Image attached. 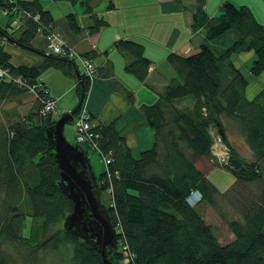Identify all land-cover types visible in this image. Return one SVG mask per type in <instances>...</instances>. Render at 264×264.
Returning a JSON list of instances; mask_svg holds the SVG:
<instances>
[{"label": "trees", "instance_id": "trees-1", "mask_svg": "<svg viewBox=\"0 0 264 264\" xmlns=\"http://www.w3.org/2000/svg\"><path fill=\"white\" fill-rule=\"evenodd\" d=\"M194 1L192 25L194 29L204 26L206 38L192 54L168 55L182 81L173 78L158 101L144 108L156 133L153 147L145 149L140 157L133 156L127 137L120 134L114 122L93 128L99 136L95 141L100 154L111 158L107 169L98 175L100 189L111 195V221L121 231L119 246L130 253L131 264H264V89L257 98L248 99V79L232 61L236 52L253 51L256 58L251 74L258 77L264 72V24L247 4L224 0L219 14L209 18L206 0ZM0 8L9 17L23 15L24 19L21 33L10 32L0 24V37L45 55L40 67L16 66L0 45V67L7 71L0 76V109L28 100L38 103L34 116H30L32 122H16L10 129L0 126V245H29L32 258L42 248H57L67 242L72 250L67 264H106L100 249L74 230L63 227L42 240L52 225L62 218L64 221L73 201L58 184L61 170L46 137V127L57 119L54 112L43 111L47 85L38 78L51 66L70 73L76 67L75 58L34 48L31 42L38 32L47 36L55 30L54 17L40 0H0ZM69 20L72 28L78 29L76 19L69 16ZM101 23L104 21L97 25ZM229 30L237 34L236 40L219 54L207 42ZM120 49L129 60L126 70L145 80L151 61L143 45L133 39L122 40ZM77 75L80 101L75 110L82 106L91 86L89 77ZM36 82L44 87H37L34 94L31 86ZM188 96L194 100L192 106H174L175 101ZM222 115L241 123L255 156L249 161L231 146L227 169L239 181L263 183L259 199L245 209L243 219L227 220L235 238L224 244L201 212L205 203L216 204L214 194L219 190L195 164L198 158L211 155L214 135L210 125L217 130L221 127L224 133L219 130L220 135L228 141ZM187 148L191 154L185 152ZM193 190L203 195L194 205L188 202ZM30 215L33 233L27 237L23 230ZM121 255L118 248L110 257L118 263ZM0 264L16 263L0 248ZM29 264H35L33 259Z\"/></svg>", "mask_w": 264, "mask_h": 264}, {"label": "crops", "instance_id": "crops-1", "mask_svg": "<svg viewBox=\"0 0 264 264\" xmlns=\"http://www.w3.org/2000/svg\"><path fill=\"white\" fill-rule=\"evenodd\" d=\"M221 1L219 0L220 3ZM40 2L54 17L55 31L60 34L61 39L80 56L91 58L97 67L98 74L91 80L83 103L93 115L92 125L98 127L114 122L120 134L127 137L133 156L140 157L145 149L153 147L156 140L155 130L148 123L144 108L158 101L173 78L182 81L176 68L170 64L168 55L172 52L181 55L192 54L205 41V27L194 29L192 25L195 1L40 0ZM205 9L210 17L218 14L216 8H211L209 0H206ZM69 16L76 19L78 29L72 28ZM5 18L0 21L1 26L7 27L10 32H22L23 15L10 17L6 15ZM97 20H103L104 23L97 25ZM236 36V33L229 30L220 38L207 43L221 54L232 45ZM129 39L141 43L145 56L151 61L149 74L145 80L140 81L134 73L126 70L129 60L120 49V42ZM31 43L36 50L51 54L44 33L38 32ZM1 44L11 55V63L14 65L31 67L43 65L45 55L26 50L0 37ZM248 53L251 57L246 64H243L245 59L242 58L247 57L242 53L233 54L232 61L248 79L246 97L254 99L253 96L256 94L248 91L249 83L261 75L255 77L251 74V63L256 56L253 51ZM250 61V65L247 66ZM74 62L76 67L72 68L70 73L51 66L42 70L38 78L47 85L50 95L57 99L58 107L54 116L75 109L80 101V94L77 92V73L84 74L83 62L79 56H76ZM243 66L246 67V73ZM193 103V98L188 96L175 101L174 106L184 109ZM185 150L191 154L190 149ZM250 152L252 155L253 151ZM200 158L195 164L197 169L202 171ZM223 172L221 169L218 179L213 176L210 179L220 191L225 190L228 183L224 180L226 174ZM201 210L203 212L204 207Z\"/></svg>", "mask_w": 264, "mask_h": 264}, {"label": "rangeland", "instance_id": "rangeland-1", "mask_svg": "<svg viewBox=\"0 0 264 264\" xmlns=\"http://www.w3.org/2000/svg\"><path fill=\"white\" fill-rule=\"evenodd\" d=\"M193 1V0H191ZM224 0L219 2V0H209V3H211V8H216L217 13L219 14V7L224 3ZM237 4H247L252 9V11L255 12L260 22L264 24V0H236ZM217 15V14H215ZM209 16V15H208ZM214 16V15H213ZM6 15L1 12L0 9V21L5 18ZM209 18H212L209 16ZM60 36V34H59ZM48 41V38H47ZM49 43V42H48ZM244 54L247 58L245 59L243 64H246L248 62V59H250L251 54L245 51L236 52ZM251 61L247 64L250 65ZM244 73H246V67L243 66ZM261 76L258 79H255V81H252L249 83V92L252 93L254 98H257V95L260 93L261 89H264V72L260 74ZM257 77V76H255ZM251 95V94H250ZM55 106H57V99ZM194 104V103H193ZM192 104V105H193ZM190 105V106H192ZM58 107V106H57ZM36 109H38V103L36 100H28L23 103H19L14 106H8L4 109H0V126H6V128L10 129L12 125H14L16 122H32V118L30 116H34V113L36 112ZM74 110V109H73ZM57 111V108H56ZM55 111V112H56ZM72 111V110H69ZM88 111L82 104V106L79 108V110H76V113L74 114L75 119L74 121H77L79 117H81V114L83 112ZM54 112V113H55ZM67 112H62L61 114H57L56 119L61 117L62 114ZM91 117L93 115L90 113ZM221 120L223 123L224 130L226 131L227 139L228 141H225L222 139L219 130H217V126L210 125V131L214 133L216 136L214 139V143L212 145L211 149V155L209 156H202L199 159V163L201 164V172L204 174V176L207 177V174L209 175L208 180L211 181L212 176L216 179L217 176L220 175V170L222 169L226 174L224 176V180L227 183V187L225 190H219L216 192L215 199L216 204L215 205H209L208 203H205L204 210L202 212V215L205 217L207 222L211 225H213L216 229V233L218 237L220 238V241L222 244L231 242L234 240V235L230 229V226H228L227 220H233L234 218L243 219L244 211L248 206H252L255 201L259 199L261 188L263 187V183L259 181H253V182H246L244 180L239 181L236 179L235 175L227 169V164L232 158V151L230 150V147L232 146L235 151H237V154L240 157H243L249 161H252L254 159V154L251 155V150L245 140L244 132L241 127V123L234 119L233 117H227L226 115L221 116ZM92 121V119H91ZM92 123V122H91ZM74 124L66 125L65 128V134L66 137L72 142V143H78V137L77 132L78 128ZM87 142V141H86ZM80 143L82 146L85 147V149L88 150V156L91 159L93 168L96 171V174L99 175L105 171L106 168V162L104 157L100 154V152L94 148L90 147L88 143ZM231 147V148H232ZM228 162H227V161ZM193 192H197L196 195H194V198L196 200L195 204L197 202H200L203 195L201 191L199 190H193ZM200 199V200H199ZM102 200L107 204V206L112 205L111 195L108 192V190L103 191ZM224 213L226 217L222 216L221 214ZM226 218V219H225ZM33 224V217L30 215L25 220V227L23 230V233L27 237H32V225ZM63 218L62 220L52 225V228L44 233V236L42 240H44L45 237L51 236L53 232H56L58 230L63 229ZM41 240V241H42ZM37 243V242H36ZM30 244H35V242L30 241ZM0 248L3 250L7 258L14 261L16 264H29L33 261L35 264H67L71 255V246L67 242L60 243L57 248H42L41 250H38L32 258H30V254L32 252V247L29 245H23L22 243L16 244V245H7L4 243H1ZM34 257V258H33ZM121 264H126L125 257L121 255L120 257Z\"/></svg>", "mask_w": 264, "mask_h": 264}, {"label": "water", "instance_id": "water-1", "mask_svg": "<svg viewBox=\"0 0 264 264\" xmlns=\"http://www.w3.org/2000/svg\"><path fill=\"white\" fill-rule=\"evenodd\" d=\"M75 113V109L68 111L46 127L49 147L54 150V161L61 170L59 187L73 201L64 227L100 249L106 264H121L110 257L118 247V231L111 221L110 207L102 200L103 191L88 151L81 144L72 143L65 134V126L74 123ZM219 130L224 133L221 127Z\"/></svg>", "mask_w": 264, "mask_h": 264}, {"label": "built area", "instance_id": "built-area-1", "mask_svg": "<svg viewBox=\"0 0 264 264\" xmlns=\"http://www.w3.org/2000/svg\"><path fill=\"white\" fill-rule=\"evenodd\" d=\"M38 18V17H36ZM48 38V42H49V50L51 53H56V54H61L62 56H69L70 58H76V56H79L81 61L83 62V72L84 75L86 77H89L91 80H93L96 76H97V67L94 63V61H92L91 58H89L88 56H80L76 51H74L66 42H64L61 37L59 36V33L57 31L54 30V32L49 33L47 35ZM2 75H7V71L5 68H1L0 67V76ZM18 81H22L20 78L18 79ZM32 89L31 91L35 94V90L37 89V87H44V85H42L41 82H36L35 84H32ZM44 93L46 94V99L43 101L44 104V108L43 111L45 113L47 112H55L57 106H55L56 103V98H54L52 95H49V89L46 87L44 88ZM91 115L88 112H83L81 114V117H79V119L77 121H74V125L78 128V132H77V139H78V143H88V145H90V147H94L97 150L99 149V147L97 146V142L95 141L96 137H99L97 133H95V131L93 130L94 126L92 125V121H91ZM214 135V133H212ZM215 135H214V139H215ZM213 148V147H212ZM211 148V149H212ZM99 151V150H98ZM100 152V151H99ZM102 157H104L105 162H106V166L111 162V158L106 156V155H102ZM227 161V160H226ZM228 162V161H227ZM229 163V162H228ZM197 192H192L189 194L188 197V202L191 204H195L196 200L194 198V195H196ZM200 200V199H199ZM113 206V204L111 205ZM110 206V207H111ZM116 231H118V247L120 250V253H122V255L125 257V262L126 264H131L130 261V253L126 251L125 246L122 247L119 246L122 242L120 240V235H121V231L118 230L117 227Z\"/></svg>", "mask_w": 264, "mask_h": 264}, {"label": "clouds", "instance_id": "clouds-1", "mask_svg": "<svg viewBox=\"0 0 264 264\" xmlns=\"http://www.w3.org/2000/svg\"><path fill=\"white\" fill-rule=\"evenodd\" d=\"M77 144V143H76ZM192 205H194V204H192Z\"/></svg>", "mask_w": 264, "mask_h": 264}, {"label": "bare ground", "instance_id": "bare-ground-1", "mask_svg": "<svg viewBox=\"0 0 264 264\" xmlns=\"http://www.w3.org/2000/svg\"><path fill=\"white\" fill-rule=\"evenodd\" d=\"M74 124V123H73Z\"/></svg>", "mask_w": 264, "mask_h": 264}]
</instances>
